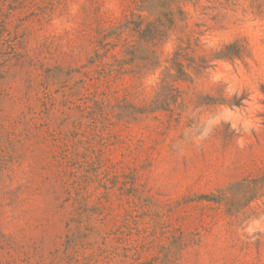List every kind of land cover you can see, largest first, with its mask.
Masks as SVG:
<instances>
[{
	"label": "rangeland",
	"instance_id": "374dc122",
	"mask_svg": "<svg viewBox=\"0 0 264 264\" xmlns=\"http://www.w3.org/2000/svg\"><path fill=\"white\" fill-rule=\"evenodd\" d=\"M0 264H264V0H0Z\"/></svg>",
	"mask_w": 264,
	"mask_h": 264
}]
</instances>
